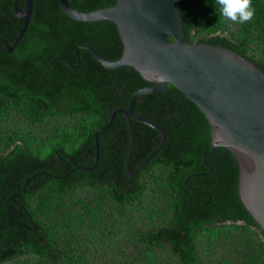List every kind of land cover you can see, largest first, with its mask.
I'll list each match as a JSON object with an SVG mask.
<instances>
[{"label":"trees","instance_id":"obj_1","mask_svg":"<svg viewBox=\"0 0 264 264\" xmlns=\"http://www.w3.org/2000/svg\"><path fill=\"white\" fill-rule=\"evenodd\" d=\"M15 1L0 0V264H264V230L239 196L235 155L222 147L203 161L211 134L197 104L170 83L136 98V111L160 124L166 141L129 175L125 115L99 128L152 83L133 66L104 67L85 48L76 55L88 45L118 60L117 24L34 0L8 52L24 24ZM69 2L89 12L117 0ZM180 3L187 41L230 48L264 71V0H252L255 16L243 24L225 22L214 0ZM129 120L133 171L161 136Z\"/></svg>","mask_w":264,"mask_h":264},{"label":"water","instance_id":"obj_2","mask_svg":"<svg viewBox=\"0 0 264 264\" xmlns=\"http://www.w3.org/2000/svg\"><path fill=\"white\" fill-rule=\"evenodd\" d=\"M33 1L26 0L21 11L18 0L15 1L14 11L24 24L13 44L6 41L8 52L15 49L28 28ZM59 2L63 11L74 19L109 20L119 29L124 48L118 60H111L88 45L76 49L77 57L79 50L85 48L104 67L133 66L152 83L135 91L129 107L114 109L108 124L99 128L101 131L109 127L118 112L125 115L130 131L126 172L137 174L166 141L165 129L140 115L135 100L142 94L164 92L170 83L196 103L209 122L211 149L203 156L205 164L207 157L222 147L235 155L239 166V196L264 230V71L230 48L187 41L180 0H117L113 6L89 12L72 7L69 0ZM129 114L155 128L161 136L157 147L133 171L129 165L134 143ZM96 146L94 167L99 158L98 134Z\"/></svg>","mask_w":264,"mask_h":264},{"label":"clouds","instance_id":"obj_3","mask_svg":"<svg viewBox=\"0 0 264 264\" xmlns=\"http://www.w3.org/2000/svg\"><path fill=\"white\" fill-rule=\"evenodd\" d=\"M225 22L243 24L255 16L252 0H214Z\"/></svg>","mask_w":264,"mask_h":264},{"label":"rangeland","instance_id":"obj_4","mask_svg":"<svg viewBox=\"0 0 264 264\" xmlns=\"http://www.w3.org/2000/svg\"><path fill=\"white\" fill-rule=\"evenodd\" d=\"M158 192H159L158 194H160V191H159V190H158ZM159 196H160V195H159ZM134 211H135V210H134Z\"/></svg>","mask_w":264,"mask_h":264}]
</instances>
